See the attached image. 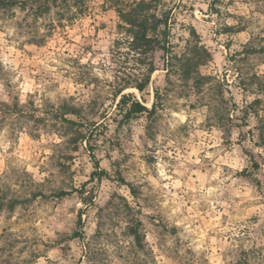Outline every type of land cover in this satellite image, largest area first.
Segmentation results:
<instances>
[{
    "label": "rangeland",
    "instance_id": "obj_1",
    "mask_svg": "<svg viewBox=\"0 0 264 264\" xmlns=\"http://www.w3.org/2000/svg\"><path fill=\"white\" fill-rule=\"evenodd\" d=\"M75 1L0 10V264H264V0H161L129 119L123 24Z\"/></svg>",
    "mask_w": 264,
    "mask_h": 264
},
{
    "label": "trees",
    "instance_id": "obj_2",
    "mask_svg": "<svg viewBox=\"0 0 264 264\" xmlns=\"http://www.w3.org/2000/svg\"><path fill=\"white\" fill-rule=\"evenodd\" d=\"M58 1L64 5V8L71 9L73 7L71 4L75 0H0V10L20 7L27 8L33 12L42 9L41 14H45L49 11L51 5L56 4ZM105 1L111 3L112 7L116 10L123 24L122 28L126 35L125 44L130 52L129 55H131V60L135 62L138 68H141L139 70V72H141L139 74L140 77L118 88L116 94L120 95V103L123 105L126 101H131V106L126 113V118L129 119L131 116L137 114L151 113L146 107L138 103L135 97L122 93L128 88H134L141 93L149 84L150 77L155 71L153 54L155 52H162L166 56L170 54L171 45L168 39L171 31V13L169 10L164 9L161 0ZM77 4L81 6V8H85L86 0H77ZM200 65H202V63H198L197 67ZM191 74L192 72L189 68L184 71L185 78H188ZM254 78L257 77L254 76ZM89 155L94 159L90 151ZM95 169L99 172L92 173L91 176L93 179H100L107 176L105 171L100 170L97 163H95ZM13 203L14 202L11 203L9 209L13 208Z\"/></svg>",
    "mask_w": 264,
    "mask_h": 264
}]
</instances>
